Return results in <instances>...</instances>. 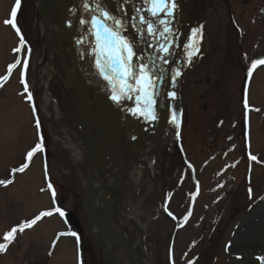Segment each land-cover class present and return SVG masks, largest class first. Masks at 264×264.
I'll use <instances>...</instances> for the list:
<instances>
[{
  "label": "rangeland",
  "instance_id": "rangeland-1",
  "mask_svg": "<svg viewBox=\"0 0 264 264\" xmlns=\"http://www.w3.org/2000/svg\"><path fill=\"white\" fill-rule=\"evenodd\" d=\"M67 1L68 13L78 9L86 18L84 3L79 5L77 1L75 8L74 0ZM105 2L118 18H123L125 35L146 62L155 37L147 35V26L140 23L136 12L137 8L146 9V4L143 0ZM15 3L16 0H0V77L9 76L0 88V180H13L7 186L0 185V243L13 227L55 207L72 213L76 221L69 222L58 213L43 217L31 229L17 234L6 253H0V264H114L84 218L82 183L87 156L76 158L58 138L70 135L81 146L77 105L75 108L78 99L60 66L57 45L47 49L48 33L41 28L40 0H21L17 26L25 44L21 52L13 51L20 44V36L5 20L11 18ZM177 3L179 49L184 57L175 99L181 106V113L176 112L179 125L172 122L171 111L151 176L144 178L146 169L135 163L133 168L142 170L139 181L123 173L113 200L126 217L135 212L143 214L146 232L142 242L150 264H264L257 259L264 257V67L254 73L248 92L251 107L258 111L252 110L247 120L240 103L244 76L240 66L247 68L258 54H264V0ZM229 12L235 18L233 27ZM54 23L58 24L55 16ZM235 24L244 30L242 37L236 35ZM86 26L83 24V28ZM193 30H200L202 39L199 53L189 65L186 46ZM84 34L92 37L89 32ZM64 50L67 64L74 67L68 36ZM48 54L57 67L49 89L60 106L53 100L47 102L45 97L43 74ZM17 60L21 64L9 74L8 66ZM24 60L28 64L26 75ZM84 70L90 73L87 65ZM25 79L31 101L24 89ZM162 85L164 80L158 86V110L165 94ZM90 95L92 99L97 97L95 85ZM87 103L98 109L90 101ZM133 107L135 99L130 100L123 122L128 132L137 124L138 118L129 111ZM91 121L97 125L94 119ZM81 130L86 132L83 127ZM41 136L43 146L50 151L48 166L45 153H36L23 173L13 174V169L26 163L27 153ZM249 153L257 160H250ZM112 216L119 231L122 228L139 238L134 224L117 213ZM71 232L77 236L59 235ZM116 251L133 264L130 257L117 248Z\"/></svg>",
  "mask_w": 264,
  "mask_h": 264
},
{
  "label": "bare ground",
  "instance_id": "bare-ground-1",
  "mask_svg": "<svg viewBox=\"0 0 264 264\" xmlns=\"http://www.w3.org/2000/svg\"><path fill=\"white\" fill-rule=\"evenodd\" d=\"M146 7H148L147 4ZM39 8L41 14L43 15V22L41 24L42 31L48 33L49 45L50 47H53L61 35L60 22H58V24L54 23V16L56 19L60 18L61 2L60 0H40ZM185 16H188V12L185 14ZM177 19L178 15L175 12V17L172 20V27L175 30V35L170 37L168 41L163 40L159 37V35L155 36V44L150 56L152 60L156 61L158 69H166V71L163 73L165 85H162V88L165 91V100L170 96L169 93L175 92L178 95L179 92L180 83L178 77L173 80L174 73L178 68H180L183 60V52L179 49ZM150 21H153V23H156V26L159 27L156 19L151 15ZM65 25L67 30L66 33L71 35V31H73L78 39L77 56L79 62L76 61V66L69 68V85L72 87V89H74L75 94L77 95L79 118H81V120L83 119L84 121H87L89 126H91L89 136L86 134V132H82L81 130L79 131L78 134L81 139V146H79L70 135L65 137L59 136L58 138L65 143L67 149H69L76 158L83 159L87 154V147L96 143L99 133L102 129L99 127H94L92 124L93 122L90 120L96 119L99 125H104L107 123V121L109 123H114L117 103L109 98V94L107 93L109 90L108 82L103 79L98 71L97 77H95L93 74H88L84 70L82 58L85 59V57L90 54L93 41L89 35L85 36L83 42L79 41L78 19L74 12L70 14L67 11ZM67 27H69L71 30H68ZM161 43H167L171 46V55L168 57L169 63L167 64H165L163 60L158 59V57L163 56V53L158 50L159 44ZM184 44L185 42L183 41L181 46ZM44 69L43 83L47 85L53 77L54 72L57 71V67L52 62L51 56L45 63ZM92 85H95L98 90L97 99H93L96 102L94 104L99 105L98 109H94V107L92 108L89 104H87L88 106L85 104V102H87L88 98L91 96L90 90ZM159 85H161V82L157 85V92L159 91ZM45 97L47 102L53 100L48 91H46ZM155 108L159 119L150 122L146 121L142 117L138 119L136 118L137 124L135 130L132 131L134 134L128 131L123 132L119 146L117 148L118 153L116 160L108 164L102 170V181L97 177L95 178L94 184L99 200H102L103 186L106 187V190L109 192V195L112 196V198L117 196V189L114 190V188L119 182V175L121 173L128 172L136 182L139 181L142 170L137 167L134 169L133 166H135V163L139 162L144 166L145 169L154 171L156 158L160 151V142L158 141V137L160 132L167 128L164 108L158 110L157 103ZM176 112L177 114L181 113V106L179 104L176 106ZM55 113L57 116L60 114L56 105ZM138 144H140V149L137 151ZM102 206H104V204L101 201L100 207ZM109 206L112 211L115 210L118 213L121 212V208L114 204V202H111ZM142 216L143 214H139L137 212H135V214H133L131 217L123 216V219L126 222L129 221L130 223L134 224L139 230L140 235L138 239L134 238L122 228L120 229V232L122 237L131 245V247H133L145 264H150L149 258L146 257L147 251L145 250L141 239L142 237H145L146 232V224L143 223ZM91 226L92 230L96 233L97 238L101 239L102 237L94 224ZM109 250L112 253L115 264H130L126 261L125 256L118 253L114 248H112V246H109Z\"/></svg>",
  "mask_w": 264,
  "mask_h": 264
},
{
  "label": "snow or ice",
  "instance_id": "snow-or-ice-1",
  "mask_svg": "<svg viewBox=\"0 0 264 264\" xmlns=\"http://www.w3.org/2000/svg\"><path fill=\"white\" fill-rule=\"evenodd\" d=\"M96 11L99 15H92L90 20H81V24H90L91 33L95 39V47L93 48V54L95 57V67L98 73L103 77L105 81L111 87V99L121 104L124 100L135 99V107L129 109L131 114L136 118H144L146 121H156L159 119L155 105L157 103V85L164 79L163 73L166 69L157 67L156 61L150 57L145 62L142 54H138L136 47L132 40L125 35L127 29L124 24L122 17L114 16L106 7L103 5L102 0H95ZM144 4L148 7L137 8L136 12L139 13L140 23L146 25V33L151 37L159 35L165 41H168L170 37L175 35V30L172 27V20L175 17V10L178 7L177 0H143ZM84 8L89 12H92L91 4L88 0H85ZM21 7V0H16L15 6L11 11V18L5 20L6 25H10L16 33L20 36V44L18 47L13 49L14 52H21L24 47L25 41L23 36L20 34V29L17 26V14ZM147 15H151L156 19L159 27L156 23L147 19ZM137 17H133L136 19ZM106 21H112V24ZM135 27V25H133ZM202 39V32L200 30H193L192 38L186 46V62L191 64L193 57L199 53V40ZM160 52L163 56L158 59L163 60L165 64L169 63L168 57L171 55V46L167 43L159 44ZM30 51V50H29ZM139 61V62H137ZM21 64V60H17L13 64L8 66V73L10 74L13 69ZM264 65V58H258L251 62L250 67L247 71V77L249 80L253 76L254 71ZM28 64L27 60L23 61V68L26 75ZM182 75V71L178 68L173 76V80ZM9 79V76L0 77V88L4 86V82ZM24 89L27 93V99L32 100V94L29 91V86L24 80ZM169 95L175 98L176 93L171 92ZM244 107L246 110L250 109L247 98L245 97ZM35 111V105H33ZM172 122L179 125L177 114L173 112ZM36 127L39 129L40 121L36 120ZM43 151V136L40 137V142L30 150L26 155V163L17 169H13V174L19 172L23 173L29 166L28 162L33 159V156ZM250 160H257V157L249 153ZM13 183L12 179L0 180V185L7 186ZM49 188L52 189L53 199L56 197L55 189L52 188L51 183ZM251 196V189H249ZM58 213L61 217L65 216V212L60 207H55L54 210L44 211L38 216L33 218L31 221L24 222L21 225L13 227L8 231L4 237V243H0V253H6L8 247L13 243L18 233H23L26 229H31L36 223L43 217H50L53 214ZM171 215V213H169ZM187 220V217H185ZM63 235L77 236L75 232L71 233H60ZM78 239V237H77ZM264 261V257H257ZM191 264V262H190Z\"/></svg>",
  "mask_w": 264,
  "mask_h": 264
},
{
  "label": "water",
  "instance_id": "water-1",
  "mask_svg": "<svg viewBox=\"0 0 264 264\" xmlns=\"http://www.w3.org/2000/svg\"><path fill=\"white\" fill-rule=\"evenodd\" d=\"M77 1L78 0H75L76 8H77ZM60 2H61V15H60V18H57V19L61 25V35L56 44L58 47V54L60 57L61 65L64 67L67 73L68 79H70L69 72H68L69 68L65 60L64 38H65V35H68V39L73 47L75 66H76V61L79 62V59L77 56V47H76L77 38L73 31H71V35L66 33L67 30H66V25H65V19H66V14H67V0H60ZM102 3L106 7V9L109 10L104 0H102ZM91 8L93 11L94 9L92 6ZM76 11H78V9ZM77 18L80 23L81 19L78 13H77ZM68 30H71V29L68 28ZM78 34L80 37H83L81 28H79ZM84 63L89 66V69L92 72V74L95 77H97V73H96V70L93 66V62L91 61V59L88 57H85ZM248 81H249V78L247 77V73H246V76L243 81L242 92H241L242 102L244 101L245 97H247ZM88 101H90L93 104L96 103L90 97L88 98ZM127 101L128 100H124L121 104H117L114 123H109L107 121V123H105L104 125L98 124V127L102 128L99 133L98 140L93 145H90L89 147H87V154H86L87 155V160H86L87 168H86V179L84 182L83 206H84L85 217L88 223L94 224L97 230L99 231L102 237L101 239H99L100 243L109 253L111 258L113 257H112V253L109 250V246H112V248L117 247L118 249H120L122 252H124L126 255L132 258L134 264H145V262L139 257V255L133 249V247H131V245L122 237V235L119 233V231L114 227L112 223L111 216H112L113 211L110 209V206H109V200L112 201V196L109 195V192L106 190V187L103 186L102 200H99L97 190L95 189V184H94V180L96 177L102 181V170L109 163L116 160V156L118 153L117 148L119 146L118 144L121 139V135H122L121 133L123 130L122 120H123L124 110H125ZM173 103H174V98L172 97H168L166 101H164L163 103L164 108L166 110V119L169 118V112H170L171 106L175 107ZM77 104H78V100H77ZM85 104L87 105V102H85ZM95 105L99 107V105L97 104ZM79 121H81V123L85 127L86 134L89 136L90 126L88 125L87 121H84L83 119L81 120V118H79ZM95 121L97 122L96 119ZM139 148H140V144L138 145V149ZM146 172L150 173L149 170H146ZM109 197H111V199ZM101 201L104 204V206L102 207H100ZM67 217L69 221L73 220L72 215H68ZM94 235L97 237L96 233H94ZM109 244H112V245H109Z\"/></svg>",
  "mask_w": 264,
  "mask_h": 264
},
{
  "label": "flooded vegetation",
  "instance_id": "flooded-vegetation-1",
  "mask_svg": "<svg viewBox=\"0 0 264 264\" xmlns=\"http://www.w3.org/2000/svg\"><path fill=\"white\" fill-rule=\"evenodd\" d=\"M243 1V0H242ZM244 2V1H243ZM229 15H230V27L232 26L233 27V25H234V21H235V18H234V16H232L233 14L231 13V12H229ZM232 16V17H231ZM243 20H244V18H243ZM235 29H236V35L237 34H239L240 35V37H242V33L244 32V30L242 29V27H237L236 26V24H235V27H234ZM256 29L258 30V28L256 27ZM231 42L230 41H228L227 42V44H230ZM241 56V55H240ZM259 56H263V58H264V54H258V56L257 57H259ZM256 57V58H257ZM240 63V62H239ZM242 69H243V72H245V70H247V68H249L250 66H248L247 68H245L243 65L242 66H240ZM261 67H264V65H262V66H259L255 71H254V73L256 72V71H258ZM253 73V74H254Z\"/></svg>",
  "mask_w": 264,
  "mask_h": 264
}]
</instances>
